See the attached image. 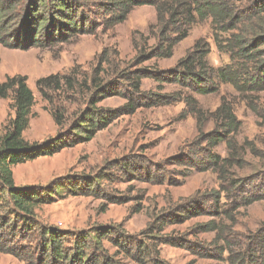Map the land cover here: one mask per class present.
I'll list each match as a JSON object with an SVG mask.
<instances>
[{
    "label": "rangeland",
    "instance_id": "obj_1",
    "mask_svg": "<svg viewBox=\"0 0 264 264\" xmlns=\"http://www.w3.org/2000/svg\"><path fill=\"white\" fill-rule=\"evenodd\" d=\"M82 1L86 6L84 14L96 23L97 28L92 33H81L67 42L34 46L28 50L5 47L0 43V83L7 77L26 76L35 95L30 124L24 133L25 139L31 142L45 141L61 131L51 114L50 109L53 108L43 100L37 89L40 79L74 75L82 81L93 74L106 50L114 64L119 60L124 62L123 67H128L136 54L134 39L140 40L144 35L150 37V45L156 43L160 24L152 3L134 8L124 23L113 26L111 19L120 13L117 8L119 0ZM228 1L241 14L246 11L259 13L254 11V5L262 3L258 0ZM109 8L111 11L107 12ZM257 16L260 22L264 21V12ZM13 17L9 16L8 29L17 23V20H11ZM6 38L12 40L10 34ZM200 39L210 44L209 62L216 69L235 65L229 54L220 53L214 43L212 18L199 21L191 26L188 37L176 46L172 58L155 59L140 67L148 68L153 76L143 80V96L134 114L119 117L90 142L14 168L15 184L19 187L47 188L58 179L72 181L75 185L74 190L78 194L68 193L64 188L54 196L52 203L37 209V220L41 225L72 234L120 226L128 235L156 245L160 258L167 264H229L227 254L221 256L220 249L214 246L216 234L203 232L200 226L213 220L222 223L224 217L220 213L226 209L233 213V221L226 220L225 225L233 229L229 233L235 236L234 240L237 236L256 231L264 223V200L248 208L243 201L246 196L264 189V178L255 177L254 183L247 182L251 183L249 186L243 183L246 192L242 188L222 192L226 185H222L217 174L208 168L205 153L198 148L205 147V144L200 146L196 142L199 134L197 123L195 116L188 114L186 101L188 97H193L205 111L214 112L225 96L242 123L237 137L239 144L253 141L264 156V126H260V121H263L249 103L251 98L257 99L254 105L259 103L258 108L262 112L264 92L244 100L245 97L229 84H220L219 92L208 95L192 87L181 86L173 70ZM260 50L264 59V46ZM250 67L253 69V66ZM3 102L7 103L6 116ZM11 103L12 99L0 101V116H5L0 118L2 133L4 125L14 116ZM127 103V98L117 94L107 97L99 105L119 109ZM70 104L61 101L62 106L75 112L76 106ZM71 121L69 118L63 129H67ZM206 127L207 131H211L214 125L210 123ZM214 152L226 158L227 145H219ZM248 153L246 159L249 163L245 168L241 170L235 166L232 171V178L237 181L252 175L257 166L264 171V157L255 158L250 151ZM89 179L97 183L87 190L85 182ZM81 189L83 192L79 194ZM217 195L221 196L218 204L214 199ZM190 202L196 210H187ZM241 204L244 206L239 207ZM138 209L140 212H137ZM163 215L170 217L164 232L155 233L151 240L145 238L142 232L154 219ZM170 237L182 240L181 246L160 244ZM18 242L22 244V240ZM103 244L109 255H114L120 264H138L108 240ZM0 264L29 263L0 253Z\"/></svg>",
    "mask_w": 264,
    "mask_h": 264
},
{
    "label": "trees",
    "instance_id": "obj_2",
    "mask_svg": "<svg viewBox=\"0 0 264 264\" xmlns=\"http://www.w3.org/2000/svg\"><path fill=\"white\" fill-rule=\"evenodd\" d=\"M258 1L262 3L254 5V11L259 13L246 11L241 14L228 0H119L117 8L120 13L111 19L113 26L124 23L138 6L151 3L155 6L160 24L156 43L150 45V37L144 35L140 40L134 39L136 54L128 67H123L124 62L119 60L114 64L106 50L93 74L82 81L74 75L40 79L37 89L43 100L53 108L50 109L51 114L61 129L57 136L42 142H31L24 138L35 104V95L27 77L16 75L0 83V98L12 99L11 109L14 112V116L4 125L3 133L0 132V253L12 255L29 264H120L104 248L103 243L108 240L138 264H167L160 258L156 245L128 235L120 226L72 234L41 225L37 220V209L52 203L54 196L64 188L68 193L78 194L74 190L75 185L72 181L58 179L47 188L19 187L15 184L14 168L41 157L53 156L65 148L90 142L119 117L134 114L143 96V80L153 76L148 68L140 67L155 59L172 58L176 46L188 37L191 26L199 21L212 18L214 43L220 53L229 54L235 65L216 69L209 62L210 44L200 39L174 68L173 75L177 82L203 95L217 93L220 84H229L245 97L244 100L264 92V59L260 50L264 46V21L260 22L257 16L264 12V0ZM85 8L82 0H0V43L5 47L28 50L34 46L67 42L81 33H92L97 28L96 23L84 14ZM110 11V8L107 9V12ZM10 15H14L11 20H17V23L8 29ZM8 34L12 38L10 41L6 38ZM250 65L253 69L249 68ZM117 94L128 99L125 106L108 109L99 105L107 97ZM62 100L76 106L75 112L62 106ZM256 102L257 99L249 100L251 108L263 121H260V126H264V110L260 112L259 103L254 105ZM186 104L188 114L196 119L199 133L196 142L200 146L205 144V147L198 148L205 153L208 168L217 174L222 185H226L222 192L238 188L246 192L243 183L249 186L251 183L247 182L254 183L255 177L264 178V171L258 166L249 177L239 181L232 178L235 166L242 170L249 163L246 159L249 151L255 158L264 156L253 141L239 144L237 137L242 123L225 96L214 112L205 111L193 97H188ZM69 118L72 119L69 127L63 129ZM210 123L214 128L207 131L206 126ZM221 144L227 145L226 158L214 152ZM95 183L96 180H87L86 189L90 190ZM78 192L82 194L83 191ZM248 196L243 201L246 208L264 200V189ZM214 199L218 204L221 196L217 195ZM186 207L187 210H196L192 202ZM220 215L224 217L222 223L213 220L200 226L203 232L216 234L214 246L220 249L219 254H227L229 264H264V223L256 231L237 236L234 240L235 236L229 233L233 229L225 225L226 220L233 221V213L225 209ZM169 223L170 217H158L142 235L151 240L155 233L164 232ZM19 239L22 244L18 242ZM181 243L182 240L171 237L160 242L176 247Z\"/></svg>",
    "mask_w": 264,
    "mask_h": 264
},
{
    "label": "crops",
    "instance_id": "obj_3",
    "mask_svg": "<svg viewBox=\"0 0 264 264\" xmlns=\"http://www.w3.org/2000/svg\"><path fill=\"white\" fill-rule=\"evenodd\" d=\"M0 101H1V99H0ZM3 107H5V110H6V112H5V116H6V114H7V103H4L3 102ZM5 116H0V118H3V117H5ZM1 120V119H0ZM25 138V137H24ZM27 140V139H26ZM17 186V185H16Z\"/></svg>",
    "mask_w": 264,
    "mask_h": 264
}]
</instances>
